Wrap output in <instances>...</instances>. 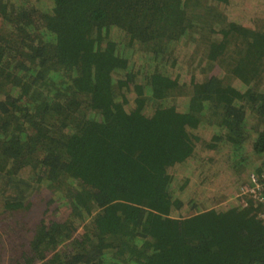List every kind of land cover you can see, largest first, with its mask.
Segmentation results:
<instances>
[{
    "label": "trees",
    "instance_id": "trees-1",
    "mask_svg": "<svg viewBox=\"0 0 264 264\" xmlns=\"http://www.w3.org/2000/svg\"><path fill=\"white\" fill-rule=\"evenodd\" d=\"M0 21V201L50 196L9 264H264V0H0Z\"/></svg>",
    "mask_w": 264,
    "mask_h": 264
},
{
    "label": "rangeland",
    "instance_id": "rangeland-1",
    "mask_svg": "<svg viewBox=\"0 0 264 264\" xmlns=\"http://www.w3.org/2000/svg\"><path fill=\"white\" fill-rule=\"evenodd\" d=\"M203 4L205 3L202 2V5ZM196 24L198 23L196 22ZM0 25H1V21H0ZM258 28L261 29V25H259ZM192 32H195L196 34L191 33L192 36L191 47H193V50L190 49L191 53L193 54L192 58L190 59L191 67L197 66L199 69L205 71V76H208L210 75V70L208 67L205 69L207 61L203 56L205 51V44L203 43L204 39L201 40L206 35V33L203 32V26L200 30L196 29V30H192ZM221 73H223V71L217 65L213 67L211 76L221 77ZM183 92L184 90L180 89V91H177L176 94L180 95L183 94ZM183 95H187V94L184 93ZM49 198L50 196L46 195L42 199L41 195L36 194L34 195V198L31 201L32 205H30L29 209L21 210L13 215L10 214V212L4 210L3 202L0 201V253L3 264L10 263L11 257L15 255L14 244L18 243V238L21 235H23L27 230L33 228L35 222H37L41 218V216L43 215V211L45 209V202ZM55 205L57 204L55 203L53 206ZM51 211H53L52 208Z\"/></svg>",
    "mask_w": 264,
    "mask_h": 264
},
{
    "label": "built area",
    "instance_id": "built-area-1",
    "mask_svg": "<svg viewBox=\"0 0 264 264\" xmlns=\"http://www.w3.org/2000/svg\"><path fill=\"white\" fill-rule=\"evenodd\" d=\"M251 181L253 182L252 192L256 191L258 201L264 204V178L257 179L254 175H251Z\"/></svg>",
    "mask_w": 264,
    "mask_h": 264
}]
</instances>
